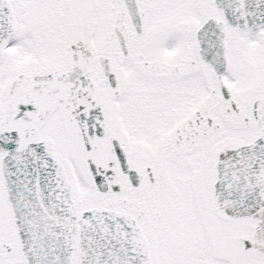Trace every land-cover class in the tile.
<instances>
[{
  "label": "snow or ice",
  "instance_id": "obj_1",
  "mask_svg": "<svg viewBox=\"0 0 264 264\" xmlns=\"http://www.w3.org/2000/svg\"><path fill=\"white\" fill-rule=\"evenodd\" d=\"M0 264H264V0H0Z\"/></svg>",
  "mask_w": 264,
  "mask_h": 264
}]
</instances>
